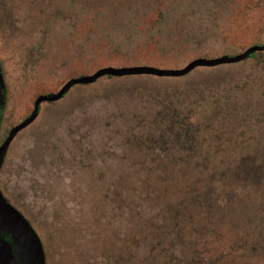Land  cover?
<instances>
[{"label": "rangeland", "instance_id": "374dc122", "mask_svg": "<svg viewBox=\"0 0 264 264\" xmlns=\"http://www.w3.org/2000/svg\"><path fill=\"white\" fill-rule=\"evenodd\" d=\"M262 44L264 0H0V144L38 96L72 78L105 67L181 69ZM116 79L41 104L6 153L0 190L38 234L46 264H161L151 253L159 242H171L174 262H189L183 245L159 234L186 196L187 167L236 160L264 124V57L182 78ZM174 110L201 130L193 152L149 143L153 120ZM149 127L147 141L139 131ZM248 192L220 199L218 221L194 210L197 226L213 229L195 245L204 263L264 264V249L249 250L264 208Z\"/></svg>", "mask_w": 264, "mask_h": 264}, {"label": "trees", "instance_id": "16d2710c", "mask_svg": "<svg viewBox=\"0 0 264 264\" xmlns=\"http://www.w3.org/2000/svg\"><path fill=\"white\" fill-rule=\"evenodd\" d=\"M257 56L264 57V52H256L248 59H254ZM103 78L117 80L108 76ZM212 105L214 106L211 108L212 112L216 113L220 110L217 104ZM152 125L155 135L149 138V143L155 141L159 145V152L164 154L168 152L169 145L193 152V145L201 131L191 123V113H183L180 110L170 111L162 115L159 120L154 119ZM151 128H142L139 131V137L147 140L148 135L145 130H151ZM258 133L253 145L246 146L244 149L240 148L236 160L227 154L222 155L217 163L210 166L187 167L194 175L186 186V196L179 203L178 210L171 212L170 223L165 225L159 233L184 246L190 257V261H186L185 264H211L210 261L203 262L201 252L195 249V245L200 237L213 229L207 224L198 227L194 210L202 212L208 218L214 220L217 218L218 221L224 211L218 208L220 199L233 200L240 192L250 193L248 191L259 193L258 205L264 208V124ZM141 138L137 139L140 144H142ZM185 222L189 224L185 225ZM249 233L252 235V245L249 250L253 252L264 249V218L262 224L254 226ZM170 245L171 242L169 244L159 242L151 248V253L161 256V264H177L171 259Z\"/></svg>", "mask_w": 264, "mask_h": 264}, {"label": "water", "instance_id": "95a60500", "mask_svg": "<svg viewBox=\"0 0 264 264\" xmlns=\"http://www.w3.org/2000/svg\"><path fill=\"white\" fill-rule=\"evenodd\" d=\"M256 52H264V44L248 47L235 56H222L215 59H195L181 69H159L150 66L113 68L105 67L93 74L68 80L56 93L38 96L32 112L20 123L12 127L0 144V170L6 153L14 138L29 127L38 117L43 103H55L62 100L75 86H88L103 77L124 78L131 76H153L157 78H182L197 68H214L221 65L237 64L246 61ZM0 90H4V81L0 67ZM0 264H46L42 242L24 215L4 197L0 190Z\"/></svg>", "mask_w": 264, "mask_h": 264}, {"label": "flooded vegetation", "instance_id": "af4514ba", "mask_svg": "<svg viewBox=\"0 0 264 264\" xmlns=\"http://www.w3.org/2000/svg\"><path fill=\"white\" fill-rule=\"evenodd\" d=\"M1 73H2V69H1ZM2 77H3V74H2ZM3 81H4V78H3ZM4 105H5V84H4V90H0V117H1Z\"/></svg>", "mask_w": 264, "mask_h": 264}]
</instances>
